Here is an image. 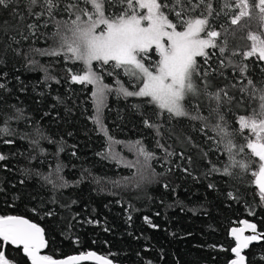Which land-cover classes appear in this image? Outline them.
<instances>
[{
    "label": "trees",
    "instance_id": "1",
    "mask_svg": "<svg viewBox=\"0 0 264 264\" xmlns=\"http://www.w3.org/2000/svg\"><path fill=\"white\" fill-rule=\"evenodd\" d=\"M220 6L217 0L216 7ZM17 13H23V17ZM66 18L67 14L56 17ZM46 21L47 16L39 20L29 16L18 0L16 12L0 9V83L5 85L0 89V126L6 116H15L16 109H22L21 119L9 121L15 135L0 136V155L6 157L0 160V215H22L38 223L47 241L45 255L53 258L94 250L121 264H228L233 258L230 249L235 245L229 237L232 226L246 219L264 231V201L251 175L258 164L247 173L233 169L235 176L210 172L212 164L222 168L228 157L211 130L216 121L209 117L210 102L205 97H201L200 114L209 117L207 128L200 120L159 114L143 98L125 99L112 93L102 114L108 132L105 136L90 118L94 115L91 86L69 82L66 68L71 65H66L63 57L34 53V49L55 46V23L44 27ZM242 23L259 31L256 21ZM29 24L37 26L35 36L26 27ZM20 33L29 39L24 40ZM246 35L247 29H237L235 38L229 37V56L234 48L246 50L250 46ZM14 50L27 53V57L16 55ZM207 51L214 53L208 62L205 64L203 57L198 61L209 73L211 91L231 86L234 81H239L237 89L247 83L232 67H221L224 57L218 49ZM231 59L234 64L248 65L246 75L256 89L255 94H241L230 88L242 103L230 109L226 106L224 112L230 127L238 128L237 115L259 111L264 62L255 57L247 61L241 56ZM29 60L34 63L29 64ZM120 78L132 90L128 77L121 74ZM104 82L111 85L114 77L105 74ZM200 86L203 88V84ZM194 104V100L190 102L193 112ZM145 118L157 128L146 127ZM32 139L38 140V146L30 142ZM136 141L154 153L145 171L151 180L139 186L134 174L143 164L142 157L141 165L129 168L103 155L110 146L112 153L135 162L138 157L130 145ZM235 141L238 145L246 143L239 135ZM59 147L64 151L57 155ZM237 159L258 158L238 154ZM57 161L64 165L61 175L68 185L54 189L42 177L49 175ZM209 184L214 187L209 188ZM228 192L234 198H229ZM145 217L157 227L150 226ZM0 250L14 264H30L20 248H3L0 242ZM244 254L248 264H264V240L250 245Z\"/></svg>",
    "mask_w": 264,
    "mask_h": 264
},
{
    "label": "snow or ice",
    "instance_id": "2",
    "mask_svg": "<svg viewBox=\"0 0 264 264\" xmlns=\"http://www.w3.org/2000/svg\"><path fill=\"white\" fill-rule=\"evenodd\" d=\"M18 2L29 16H34L37 20L47 16L49 21L45 22L44 27L54 21L55 31L52 36L55 46L33 51L38 55L63 57L65 64L71 65L66 68L69 82L91 86L90 96L94 115L90 118L105 136H108V132L103 126L102 114L112 93L125 99L143 98L147 105L158 109L159 114L167 113L174 118L188 117L191 120H200L204 122V128L209 127V117H215L216 122L211 125V130L219 137L216 142L223 145V151L228 159L222 168L212 164L210 172L222 176H235L233 169L238 168L242 173H247L253 164H258V170H252L251 175L255 178L254 186L258 189L259 198L264 201V89L259 90V111L253 110L248 115H237L235 124L238 128H231L224 108L227 106L230 109L233 105L242 103V100H238L230 91V88L237 89L239 81H234L231 86L226 84L223 88L217 87L211 91L213 85L208 79L209 73L201 68L198 61V58L203 57L206 64L210 55L214 54L207 50L218 49L219 55L224 57L220 61L221 67H232L233 72L238 71L239 76L247 81L237 89L238 92L244 94L251 91L255 94L254 82L246 75L248 65L234 64L231 57L241 56L244 61L255 57L257 61L264 62V0H220L219 8L216 7L217 0H18ZM16 4L17 0H0V9L16 12ZM37 8L42 10L37 11ZM17 14L23 17V13ZM63 14H67L66 19H56ZM244 21H256L259 31H252L249 24L242 23ZM26 27L32 30L31 35H36L37 26L29 24ZM237 29H247L244 38L251 43L246 50L239 47L232 49L229 56V37L235 38ZM20 34L24 40L29 39L28 35ZM14 52L16 55L27 57V53L18 50ZM153 53L156 58H153ZM28 63L32 64L34 61L29 60ZM77 64L82 67L76 68ZM105 74L114 77L113 84L104 82ZM121 74L128 77L132 90L121 80ZM52 79L56 83L60 82L55 77ZM3 88L5 85L0 83V89ZM201 97L210 102L209 117L200 114ZM193 100L195 104L191 107L195 108V112L190 110V102ZM16 113L17 115L6 116L3 120L0 136L15 135L9 121L21 119L22 109H16ZM143 123L146 127L157 128V125L148 118H145ZM37 135L43 138L39 130ZM237 135L243 137L246 143L238 145L235 141ZM108 139L111 141V137ZM30 142L36 146L39 143L37 139ZM4 143L10 144L13 141L4 140ZM158 146L163 147L159 142ZM130 148L137 154L138 159L135 162L125 161L112 153L110 146L108 152L103 155L129 168L141 165L139 157H142L143 164L134 174L138 177L136 183L139 186L140 183L150 182L151 177L146 175L145 171L150 168L149 161L154 158V153L148 151L141 141L132 143ZM63 151V147H59L57 155ZM238 154L245 156L250 154L251 157L258 159L256 161L237 159ZM168 155L172 153L169 152ZM4 159L6 157L0 155V160ZM63 168L62 162L57 161L55 168L42 179L52 184L54 189L67 186L68 181L61 175ZM212 187L214 185L209 184V188ZM227 196L234 198L232 192H228ZM145 221L150 226L157 227L148 217H145ZM240 224L243 227L231 230L235 246L230 249L233 258L229 264H248L243 251L254 241L264 238V234L256 232L255 224L246 220L240 221ZM245 229H250L255 234L244 235ZM0 242H3L4 246L22 248L23 255L30 264H81L82 261L89 260L95 264H113L109 257L93 251L59 260L50 255H42L41 250L47 246L44 229L18 215H0ZM0 264H14L4 250H0Z\"/></svg>",
    "mask_w": 264,
    "mask_h": 264
},
{
    "label": "water",
    "instance_id": "3",
    "mask_svg": "<svg viewBox=\"0 0 264 264\" xmlns=\"http://www.w3.org/2000/svg\"><path fill=\"white\" fill-rule=\"evenodd\" d=\"M18 216H22V215H18ZM22 217H24V216H22ZM25 218H27V217H25ZM28 219V218H27ZM30 220V219H29ZM242 220H246V219H242ZM242 220H240V221H242ZM31 222H34V221H32V220H30ZM240 221H239V223L237 224V225H234V226H232L230 229H229V237L234 241V243H235V239H234V237L231 235V230L233 229V228H241V227H243V225H241L240 224ZM246 221H248V220H246ZM249 223H253V222H251V221H248ZM34 223H36V222H34ZM38 224V223H37ZM254 224V223H253ZM39 225V224H38ZM40 226V225H39ZM41 227V226H40ZM256 232L257 233H261V234H264V231H259L258 229H257V226H256ZM244 235H254L255 233H253L252 232V230H250V229H245V231H244V233H243ZM262 240H264V238H261L260 240H258V241H254L252 244H254V243H257V242H259V241H262ZM251 244V245H252ZM12 246V245H11ZM235 246V245H234ZM5 246L3 245V248H4ZM12 247H14V246H12ZM14 248H18V247H14ZM21 250H22V248H20ZM45 250H46V247L44 248V249H42L41 250V254L42 255H45ZM247 249H245L244 251H243V254L245 253V251H246ZM88 251H93V252H95V253H97L96 251H94V250H88ZM88 251H85V252H79V253H74V254H71V255H68V256H65V257H61V258H54V259H65V258H67V257H69V256H72V255H77V254H80V253H87ZM22 254H23V252H22ZM98 255H101V254H99V253H97ZM233 255V254H232ZM245 255V254H244ZM101 256H104V255H101ZM27 258V257H26ZM28 260V259H27ZM30 263V262H29ZM84 263H90V264H95V262L94 261H91V260H89V261H82L81 262V264H84ZM113 264H121V263H118V262H114L113 261ZM125 264H129V263H125ZM228 264H229V262H228Z\"/></svg>",
    "mask_w": 264,
    "mask_h": 264
},
{
    "label": "rangeland",
    "instance_id": "4",
    "mask_svg": "<svg viewBox=\"0 0 264 264\" xmlns=\"http://www.w3.org/2000/svg\"><path fill=\"white\" fill-rule=\"evenodd\" d=\"M153 58H156L155 55H154V53H153Z\"/></svg>",
    "mask_w": 264,
    "mask_h": 264
}]
</instances>
